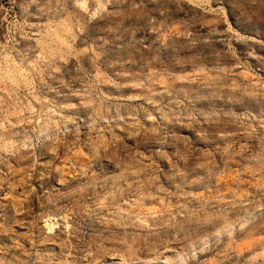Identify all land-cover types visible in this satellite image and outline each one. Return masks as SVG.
Returning a JSON list of instances; mask_svg holds the SVG:
<instances>
[{"label":"rangeland","instance_id":"obj_1","mask_svg":"<svg viewBox=\"0 0 264 264\" xmlns=\"http://www.w3.org/2000/svg\"><path fill=\"white\" fill-rule=\"evenodd\" d=\"M195 2L205 3L213 11L196 8ZM82 3L85 7L79 11L88 22L80 21L85 27L79 33L68 26L75 37L72 44L61 30L41 31L39 26L47 24L48 18L39 15L30 0H0V120L4 116L5 101L12 105L9 112L18 108L23 117L38 112L41 99L55 100L57 104L67 102L68 89L59 88L61 94L56 96L55 92H47L41 80L56 88L60 79L68 83L82 76L77 68L90 70L94 65L105 78L100 85L105 96L136 97L125 101L126 105L137 111L152 112L153 105L144 99L149 95L147 88L136 85L144 83L151 71L173 72L175 82L161 76V82L153 86L158 95L151 98L157 104L175 100L184 107L191 101L196 112H203L211 119L204 121L197 116L200 123L191 127L176 124L175 127L184 130L183 138L167 146V158L157 159L151 156L153 149H140L146 166H152L148 171L158 167L159 184L165 192L174 193L170 199L162 193L159 200L146 201L145 206L157 213L166 207L176 221L187 220L179 237L175 236V229L168 230L179 243L171 244L174 251L165 253V257L174 258L176 251L187 250L186 246L191 245L196 260H190L189 264H261L257 256L264 252V127H261L264 122V21L251 24L238 21L242 5L231 11L232 6H225L223 13L217 15L215 10L220 7L217 0H194L193 3L145 0L146 10L158 25L165 23L174 27L171 35L163 30L137 33V39L147 35L152 49L160 52L159 62L149 68L140 62L118 63L112 45L101 47L105 40L113 39V34L106 29L121 19L107 13H130L132 0L119 6L107 4L106 12L101 7L106 0H82ZM196 17L200 21L193 23ZM134 20L135 16H128L125 25ZM181 22L192 33L190 38L182 35ZM190 40L196 41L194 47ZM61 42L70 45L79 55L67 60L60 58L57 49L64 50ZM174 51L179 53V59L190 61L175 71L169 64V53ZM48 63H53L58 70L46 72ZM116 84L123 87L117 88ZM82 87L79 81L73 83V90ZM87 99L72 96L70 102L87 111L82 107ZM224 99L231 103L223 105ZM25 106L31 111L25 112ZM137 118L145 128L151 126L150 120ZM10 121L16 123L17 117L11 116ZM33 122L21 124L13 131H22ZM201 128L206 130V139L197 131ZM115 132L122 135L119 128ZM133 143L131 139L125 141L128 145ZM173 164L181 171L187 169L186 181L197 182L186 183L180 177L168 179L172 176ZM140 179L147 180L150 176L141 174ZM33 188L37 193L40 191L35 182ZM23 191L24 188L13 190L8 184L0 187V223L24 220L28 215L29 205L20 196ZM31 210L33 214L39 213L38 200H32ZM96 227L99 226L89 225L84 230L85 237ZM16 231L23 233L27 229L17 226ZM22 242L27 246V241Z\"/></svg>","mask_w":264,"mask_h":264},{"label":"clouds","instance_id":"obj_2","mask_svg":"<svg viewBox=\"0 0 264 264\" xmlns=\"http://www.w3.org/2000/svg\"><path fill=\"white\" fill-rule=\"evenodd\" d=\"M30 2L36 5L39 15L48 18L47 24L39 26L41 31L61 30V34L67 35L72 44L75 37L68 26L71 25L79 33L88 22L79 11L85 7L82 0ZM128 2L106 0L101 7L106 12L107 4L119 6ZM189 2L193 3L194 0ZM217 2L220 5L215 10L217 15L223 13L225 6H232L231 11L237 5H242L238 21L249 24L264 21V0ZM144 5L145 0L139 3L132 0L130 13H107L121 19L115 22L114 27L106 29L113 34V39L105 40L101 47L112 45L118 63L140 62L145 67L153 68L159 62L160 52L152 49L147 35L137 39V33H160L163 30L171 35L174 27L165 23L158 25ZM195 7L213 11L205 3L195 2ZM49 13L52 15L49 16ZM128 16H135L136 20L125 25ZM199 21V17L193 18V23ZM181 24L184 27L182 35L190 38L192 33L183 22ZM195 44V40H190V45L194 47ZM61 45L64 50L57 49L60 58L67 60L79 55L70 45H63V42ZM178 57V52L169 53V64L173 71L190 63ZM49 69L53 73L58 70L53 63H48L44 70L47 72ZM77 71L83 75L68 83L60 79L56 88L41 80L47 92H55L56 96L61 94L59 88L68 89L65 93L67 102L57 104L55 100L41 99L40 110L31 117H23L18 108L9 112L12 105L5 101L4 116L0 120V187L8 184L13 190L24 188L20 196L29 207L24 220L0 223V264H189L190 260L195 261L196 252L191 245L186 246L187 250L176 251L174 258L165 257V253L174 251L170 245L179 243L168 230L175 229V236L179 237L187 220L176 221L166 207L157 213L145 206L146 201L159 200L162 193L167 199L174 193L165 192L159 184L161 173L158 167L148 171L152 166H146L140 149H153L152 157L167 158V146L183 138L184 130L175 127L176 124L185 123L191 127L194 123H200L197 116L204 121L211 118L203 112H196L191 101L188 107H184L175 100L170 104L163 101L157 104L151 98L158 95L153 86L161 82V76L175 82L173 72L151 71L144 83L136 85L147 88L149 95L144 99L153 105V111L148 112L126 105L125 101L136 97L105 96L100 91L105 78L95 65L90 70L77 68ZM7 79L5 75V88ZM76 81L83 87L73 90ZM115 87L121 88L123 85L116 84ZM164 92H169V89H164ZM72 96L87 97L82 105L87 111H82L81 105L70 102ZM229 103L231 101L227 99L222 101L225 106ZM173 106L176 111H173ZM23 110L31 111L27 106ZM13 115L17 117L16 123L10 121ZM138 116L150 120L151 126L145 128ZM30 120L34 122L29 127L13 131L21 124L29 125ZM261 127H264V122ZM117 128L122 135L116 134ZM197 131L202 138H207L205 129ZM130 139L135 143L125 144ZM176 155L184 159L179 153ZM186 172V168L181 171L173 164V173L168 179L180 177L186 181ZM141 174L149 175L150 179L141 180ZM33 182L38 185V193L33 188ZM32 200L40 202L38 214L32 213ZM89 225L99 227L86 238L84 230ZM17 226L27 231L18 233ZM22 241H27V246ZM257 259L264 264V252H260Z\"/></svg>","mask_w":264,"mask_h":264}]
</instances>
